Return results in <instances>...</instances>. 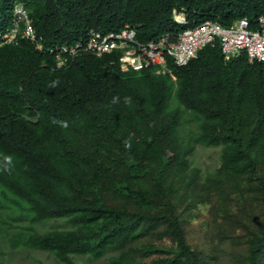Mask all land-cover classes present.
Masks as SVG:
<instances>
[{
    "label": "trees",
    "instance_id": "trees-1",
    "mask_svg": "<svg viewBox=\"0 0 264 264\" xmlns=\"http://www.w3.org/2000/svg\"><path fill=\"white\" fill-rule=\"evenodd\" d=\"M15 3L42 50L0 43V264L15 248L48 264H264V60H225L215 42L169 63L173 79L115 53L58 69L47 52L125 24L142 41L205 19L254 27L264 0H0V32ZM196 145L218 148L212 170L192 164Z\"/></svg>",
    "mask_w": 264,
    "mask_h": 264
},
{
    "label": "built area",
    "instance_id": "built-area-1",
    "mask_svg": "<svg viewBox=\"0 0 264 264\" xmlns=\"http://www.w3.org/2000/svg\"><path fill=\"white\" fill-rule=\"evenodd\" d=\"M173 18L178 23L186 22L184 13L176 9ZM18 36L41 48L27 9L21 3L14 5L11 27L0 34V40L12 43ZM214 42H218L226 60L241 54L251 62L264 60V15L257 17L253 28L246 18L228 26L205 19L179 32H166L146 41L137 38L135 26L129 24L117 30L89 29L74 42L56 44L49 47L48 52L53 55L57 68L70 65L77 57L115 53L121 70L154 68L156 72L169 71L175 78L168 68L169 63L184 65L202 47Z\"/></svg>",
    "mask_w": 264,
    "mask_h": 264
},
{
    "label": "rangeland",
    "instance_id": "rangeland-1",
    "mask_svg": "<svg viewBox=\"0 0 264 264\" xmlns=\"http://www.w3.org/2000/svg\"><path fill=\"white\" fill-rule=\"evenodd\" d=\"M192 164L199 166L203 171L212 170L218 162V148L214 147H204L196 145L194 150L190 155ZM206 210L205 205H201L198 211V217H194L189 224L187 225V235L192 242L198 244L202 243L204 239L203 234L206 230ZM3 215H5L3 213ZM28 222V220H24ZM52 222H46L43 225H40L39 228H46ZM58 223V222H57ZM168 242V240H166ZM10 264H48L53 262L46 254L39 250H25L20 248H15L9 255ZM79 264H107L105 258H101L96 261H87L84 257H79ZM222 264H230L228 259L223 258Z\"/></svg>",
    "mask_w": 264,
    "mask_h": 264
},
{
    "label": "clouds",
    "instance_id": "clouds-1",
    "mask_svg": "<svg viewBox=\"0 0 264 264\" xmlns=\"http://www.w3.org/2000/svg\"><path fill=\"white\" fill-rule=\"evenodd\" d=\"M16 4V3H15ZM14 4V5H15ZM14 5H13V7H14ZM12 15H13V10H12ZM260 15H262V14H260ZM264 15V14H263ZM242 18H245V17H242ZM12 19H13V16H12ZM240 19V18H239ZM247 19V18H246ZM257 19V18H256ZM211 20H213V19H211ZM248 20V19H247ZM214 21H216V20H214ZM187 22V21H186ZM186 22H183V23H180V24H184V23H186ZM201 22V21H200ZM218 22V21H217ZM249 22V21H248ZM12 23V22H11ZM178 23V22H177ZM199 23V22H198ZM221 24V23H220ZM222 25V24H221ZM224 26V25H223ZM250 26V25H249ZM256 26V22H255V25H254V27ZM11 27V25L8 27V29ZM188 27H191V26H188ZM251 27V26H250ZM186 28V27H185ZM184 28V29H185ZM253 28V27H252ZM8 29H6L5 31H7ZM5 31H3V32H5ZM3 32H0V34L1 33H3ZM38 37V36H37ZM79 39V38H78ZM37 41H38V38H37ZM17 42V41H16ZM16 42H12V43H16ZM39 42V41H38ZM0 43H2L1 42V40H0ZM40 43V42H39ZM64 43V42H63ZM72 43V42H71ZM215 43V42H214ZM213 43V44H214ZM3 44H6V43H3ZM41 44V43H40ZM217 44H218V42H217ZM56 45V44H55ZM208 45V44H207ZM212 45V44H211ZM54 46V45H53ZM206 46V45H205ZM36 48V47H35ZM203 48V47H202ZM37 49V48H36ZM38 50H42V45H41V48L40 49H38ZM47 52H48V48H47ZM49 53V52H48ZM198 53V52H197ZM106 54H109V53H106ZM52 55V54H51ZM103 55V54H102ZM241 55H244V54H241ZM53 56V55H52ZM240 56V55H239ZM244 56H246V55H244ZM196 57V56H195ZM195 57H193V58H195ZM224 58V57H223ZM234 58H236V57H234ZM247 58V57H246ZM192 59V58H191ZM190 59V60H191ZM231 59V58H230ZM226 60V59H225ZM248 60V59H247ZM118 61V60H117ZM249 61V60H248ZM254 61H256V60H254ZM263 61V60H262ZM189 62V61H188ZM187 62V63H188ZM249 62H251V61H249ZM253 62V61H252ZM186 63V64H187ZM119 64V63H118ZM174 64V63H173ZM185 65V64H184ZM54 66H55V60H54ZM69 66V65H68ZM68 66H65V67H68ZM56 67V66H55ZM120 67V66H119ZM57 68V67H56ZM62 68H64V67H62ZM169 68V67H168ZM58 69H61V68H58ZM144 69H146V68H144ZM154 69V68H153ZM129 70H131V69H129ZM142 70V69H141ZM155 70V69H154ZM170 70V69H169ZM136 71H138V70H136ZM156 72V71H155ZM164 72H168V74H169V71H164ZM170 72L173 74V72L170 70ZM157 73H159V72H157ZM163 73V72H162ZM170 75V74H169ZM174 75V74H173ZM171 76V75H170ZM175 76V75H174ZM172 77V76H171ZM173 79H175V78H173Z\"/></svg>",
    "mask_w": 264,
    "mask_h": 264
}]
</instances>
